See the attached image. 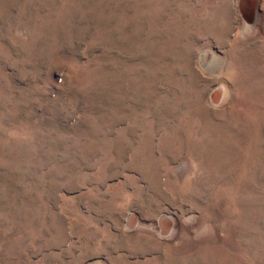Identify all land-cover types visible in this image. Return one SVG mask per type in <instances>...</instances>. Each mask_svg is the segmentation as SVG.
<instances>
[{"label": "rangeland", "instance_id": "374dc122", "mask_svg": "<svg viewBox=\"0 0 264 264\" xmlns=\"http://www.w3.org/2000/svg\"><path fill=\"white\" fill-rule=\"evenodd\" d=\"M0 264H264V0H0Z\"/></svg>", "mask_w": 264, "mask_h": 264}]
</instances>
